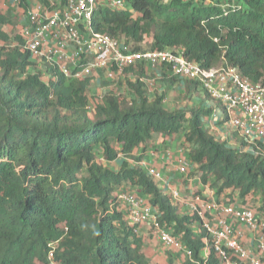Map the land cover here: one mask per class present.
<instances>
[{"label":"trees","instance_id":"1","mask_svg":"<svg viewBox=\"0 0 264 264\" xmlns=\"http://www.w3.org/2000/svg\"><path fill=\"white\" fill-rule=\"evenodd\" d=\"M13 1L27 8V0ZM220 1L126 0L122 11L97 8L92 27L128 52L180 48L203 69L229 66L264 84V0H234L227 13ZM1 4L0 264H150L136 226L118 209L122 190L155 208L161 225L190 252L182 260L169 252L165 264H221L213 251L204 256L198 218L180 214L138 162L156 136L176 138L196 166L191 175L217 199L225 194L246 204L257 197L263 212L262 143V151H247L240 138L212 134L203 122L212 109H167L165 94H149L140 81L154 76L144 65L125 70L118 82L124 94L99 96L90 79L39 66L14 33L13 9ZM162 67L159 81L172 86L177 78ZM182 86L186 103L200 91L208 98L196 82Z\"/></svg>","mask_w":264,"mask_h":264},{"label":"built area","instance_id":"2","mask_svg":"<svg viewBox=\"0 0 264 264\" xmlns=\"http://www.w3.org/2000/svg\"><path fill=\"white\" fill-rule=\"evenodd\" d=\"M199 1L209 6L216 3V0ZM233 1H220L224 13L237 6ZM126 4V0L32 1L19 23L22 47L43 68L54 69L66 78L90 79L100 95L113 89L119 94L118 82L124 79L125 70L139 65L149 67L154 75L140 80L151 94L163 66L172 77L196 82L209 98L220 104L231 129L223 140L235 142L240 138L246 144L245 150H260L258 143L264 146V84H252L229 66L203 69L187 60L180 48L128 52L117 39L93 30L92 16L97 8L122 11ZM102 83L106 85L103 87ZM211 113L213 118L217 116L215 111ZM210 121L206 129L211 132L214 121ZM163 155L165 164H173V173L182 179L196 169L182 146L176 154L165 150ZM158 156L152 153L153 158ZM138 165L159 183L172 204L183 203L187 214L198 218L206 234L205 257L213 251L221 264H264V218L261 217L264 211H259V204L239 203L225 194L217 199L208 185H200L204 188L201 192L184 199L180 189L152 162L143 159ZM116 197L118 209L127 223L136 226V233L146 228L162 247L181 253L183 258L190 257L178 238L161 225L156 209L144 198L122 191Z\"/></svg>","mask_w":264,"mask_h":264},{"label":"rangeland","instance_id":"3","mask_svg":"<svg viewBox=\"0 0 264 264\" xmlns=\"http://www.w3.org/2000/svg\"><path fill=\"white\" fill-rule=\"evenodd\" d=\"M5 5L7 7L10 6L13 9V16L15 17L16 22L22 20L23 11H22V9H20L18 7L17 1L14 2L13 0H2L1 8L3 10L6 8ZM5 30L7 32H9L11 29H10V27H5ZM18 32H19V29L15 28V32L14 33L18 34ZM167 73H168V75H170L169 72H167ZM158 82H159V79L156 80L155 86L152 87V89H150V90H152L150 92H152V93L157 92L158 93V91H161L162 88H158L160 86ZM124 90H125L124 86L120 85L119 88H118V92L121 93V94H124L125 93ZM163 91H164L163 93L165 94V97H166V99H165L166 106L169 103H171V105H174V106L175 105L176 106L179 105L180 106L179 108H183V109L186 108V106H187L186 100L184 98L178 97V95L176 94V90H174L172 88L169 89V90L167 88V90H166V88H164ZM96 94H97V96H99L100 92H97ZM204 99H205L204 100V102H205L204 107L206 109H212V112L215 111L216 114H217V116L215 118L212 117V113L208 114L207 116H205V118H203L204 119L203 120L204 126L206 127L208 125V123L211 122L210 120H212V121H214V127H215V125L218 124V120H219L220 121L219 122L220 130L219 131H221V132L223 131L224 135L222 136V138H226L227 137V132L229 131V133H230L231 129H230L229 125H227V119H226V116H225V114L223 112V109L221 108V106H218L217 102L214 99L209 98V97L208 98H204ZM176 102H177V104H176ZM206 121H207V123H206ZM178 143H179V141H178ZM179 146H180V143H179L178 147ZM194 176L190 175L187 178L182 179V180H185V181H182V182L180 181L179 183H181L182 186L184 184L186 186V185L189 184V181L195 182L196 185H195V188H194L193 192L195 194H198V191H196L197 190L196 186L197 185H202V183H201L200 179H198V177H196V176L194 177ZM158 186L160 187L159 183H158ZM122 192H129V193H134L135 194V191L122 190ZM181 192L183 193L182 195L185 196V191L182 190ZM250 203H252L254 205L255 204L258 205L259 204V200L257 201V197H253ZM181 204H183V203H181ZM181 204H176V206H178L180 214H186L185 212H182L180 210V208H181L180 205ZM182 206H184V204ZM261 217L264 218V215H261ZM139 236L141 237L142 242H143V250H144L143 253L145 254L146 258L149 260L150 264H156V263L157 264H165V258H166L167 253H169V252H172L174 254H176V253L179 254L178 252H174V251H171L169 249H166V248L162 247L159 244V242L155 238H153V236L151 235L149 230H147L146 228L145 229H141L139 231ZM179 255H178L179 258H181V260H182L183 257L181 255V253ZM175 261H176V263H179L178 257L176 258Z\"/></svg>","mask_w":264,"mask_h":264},{"label":"crops","instance_id":"4","mask_svg":"<svg viewBox=\"0 0 264 264\" xmlns=\"http://www.w3.org/2000/svg\"><path fill=\"white\" fill-rule=\"evenodd\" d=\"M32 1H35V0H27V6ZM23 14H24V12H23ZM18 22L20 23V21H18ZM160 78H161V76L159 75V79ZM158 83L160 85L158 88H162L161 91H158V93L164 92L163 91L164 88L170 86V84H167V86H165L164 83H162L161 81H159ZM182 85H183V80L176 79V82L172 86H170V88H168V90L171 88L176 90V94L178 95V97L182 98V95H181L182 94L181 92H183V86ZM166 90H167V88H166ZM204 98H205L204 95L200 91L199 93H196L192 97L191 101L187 102V104H188V106L195 105V106H198L200 108L206 109L204 107V104H205ZM165 99H166V97H165ZM164 104H165V100H164ZM176 104H177V102H176ZM175 106L171 105V103H169L167 106L165 104V107L167 109H174V108L180 107L179 105L176 107ZM219 122H220L219 120H218V124L215 122L217 125H215L214 131L211 130V133L212 134L214 133L215 136H217L218 138L219 137L221 138L224 135V133H223V131L222 132L219 131L220 130ZM178 145H179V143H178V140H176V138L173 139V138H163L161 136H156L153 139V141L151 142L150 147H148L147 150L145 151V155H144L143 159H145L148 162H152L154 165H156V167L159 168L162 171V173L164 175H166L168 177V179H170L173 182L174 186H176L178 189H180V191H182V190L185 191V196H183V195L182 196L184 197V199H187L189 195H192L194 193L193 191H194L196 183L193 181H189V184L186 186L184 184L183 185L184 187H183L182 184L179 182L180 181L182 182L185 180H182V178L175 176V174L173 173L174 172L173 171V169H174L173 164L166 165L165 159L163 158V156H164L163 154H164L165 150L171 149L170 151H172L173 154H176L177 151L179 150V148L181 147V144L179 147H178ZM153 152H155L156 154L159 155L156 159L152 157ZM196 187H197L198 192H201L204 189L200 185H197ZM180 206H181L180 210L182 212L187 213V211H188L187 206H185V205L184 206L180 205Z\"/></svg>","mask_w":264,"mask_h":264}]
</instances>
